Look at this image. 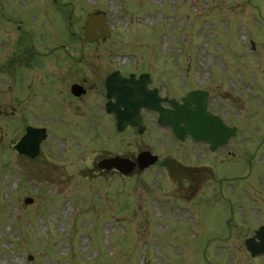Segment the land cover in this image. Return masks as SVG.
Segmentation results:
<instances>
[{
  "label": "rangeland",
  "instance_id": "374dc122",
  "mask_svg": "<svg viewBox=\"0 0 264 264\" xmlns=\"http://www.w3.org/2000/svg\"><path fill=\"white\" fill-rule=\"evenodd\" d=\"M106 4L110 6L108 21L115 33L97 50L86 48L81 61L74 63L65 57L63 63L55 51L47 58L33 57L28 65H15L17 85L22 76L32 80L33 106L36 95L44 96L37 87L40 81L49 89L58 83L48 79V71L61 75L62 84L68 85L75 77H91V64L96 61L106 66L105 71L117 67L122 72H152L160 92L167 96L179 97L191 88L203 87L209 91L210 110L229 115L235 112L230 117L232 122L242 129L249 128L252 97L264 101V0H104L101 7ZM46 18L50 20L45 27L47 34L54 27L52 23H58L64 35L51 41L48 35L39 34L38 46L44 50L46 45L51 47L63 39L77 59L82 51H77L76 40L67 36L68 20L62 23L61 16ZM2 21L0 28L6 32H0V40H10L16 44V52L22 51L17 44L25 43V35ZM84 22V16L72 18L70 28L82 29ZM248 38L255 44L253 50ZM138 54L143 60L139 64L133 59ZM217 86L224 91V102L219 100ZM100 90L94 91L97 103L102 101ZM238 107L242 109L239 116ZM55 109L42 104L38 110L47 115L54 113L43 147L51 145L60 133L75 138L81 133L79 138L82 136L84 142L81 147L68 142L72 146H67L66 164L59 157H50L63 165L47 173L55 164L42 166L44 154L21 163L15 161L6 144L0 145V264H249L237 244L239 237L233 233V238H227L229 229L222 222L224 205L229 208L235 203L231 193L225 194L223 201L195 196L187 204L176 202L178 206H174L180 208L176 212L173 203L170 209L166 203L180 201L186 192L175 171H171L168 181L162 180L163 187L170 189L165 196L157 192L153 182L159 174L156 169L123 182L115 175L93 174L83 167L104 147L116 152L136 150L148 142L146 134L150 131L143 135L132 129L108 132L95 125L83 134L72 126L79 121L84 124L88 118L73 113L77 106L64 110V117ZM36 115H32L34 122ZM89 117L92 123L93 114ZM54 143L57 149L52 146L50 152L56 155L64 144L59 139ZM154 145L165 151L160 142ZM46 149L50 148L44 153ZM41 166L44 173H35ZM225 167L230 172L236 166ZM162 181L157 179L155 183ZM24 198L33 201L25 204Z\"/></svg>",
  "mask_w": 264,
  "mask_h": 264
},
{
  "label": "flooded vegetation",
  "instance_id": "af4514ba",
  "mask_svg": "<svg viewBox=\"0 0 264 264\" xmlns=\"http://www.w3.org/2000/svg\"><path fill=\"white\" fill-rule=\"evenodd\" d=\"M67 2L70 3L69 1ZM65 6V0H0V15L5 19L15 18L17 14L33 18H44L48 16L58 18L63 16ZM71 7L74 8V5H71ZM92 11L94 13L98 10L92 9ZM16 28L22 30V25L20 27L17 26ZM2 62L3 64L0 65V79H3L1 76H4L6 73L9 74V84L7 92L0 90V115L4 114L5 116H9L12 125L15 126L18 111L20 113H22L21 111L26 112L31 106L29 105L26 96L22 99L18 98L17 90L18 88L29 90L31 88V83L29 80H26L28 76H24V81H20L21 84L22 82L24 83L23 87L17 86L15 69L11 68L12 66H15L16 60H2ZM82 82L90 91L94 88H98L100 83L97 81L90 85L88 84L87 79H82ZM85 95L86 93L83 96L74 98V100H77L75 105L78 108H84L94 114L99 108L97 101L94 100V95L87 98H85ZM102 102L103 105L106 104V100H103ZM21 123L23 124L22 126H26L25 119L24 123ZM15 131V128H13L10 139L12 146L17 142ZM252 141H255V144L250 145L249 148L240 147L241 152L238 154V164L235 169L230 172L224 169V160L221 156L224 153L223 149L219 150V155L218 152L214 155V160L211 162L208 160V148L205 150V153L202 152V154L205 155L201 160H198V158L195 157V159L198 160V163L195 162V160L191 161V159H189L188 162H185V165H182L181 162H173L175 166H179V168L183 167V169H185V172L192 183H199L202 185V188L206 189V191L208 190L210 178L220 181L228 174L233 175V178H242L246 174H253L254 178L243 197L239 198L238 195L240 200H238V203L232 210L228 211L229 218L227 221L232 222L231 226L236 228L249 226L245 237L253 236L254 230L259 226H264V139L260 138ZM195 148L194 145L191 150L195 151ZM234 151H236L235 148ZM228 153H231V151L228 150ZM211 167H218L219 170L216 172V170H212ZM246 195H249V197L245 198ZM240 232L242 233V231L239 230V235ZM258 258H264V256Z\"/></svg>",
  "mask_w": 264,
  "mask_h": 264
},
{
  "label": "water",
  "instance_id": "95a60500",
  "mask_svg": "<svg viewBox=\"0 0 264 264\" xmlns=\"http://www.w3.org/2000/svg\"><path fill=\"white\" fill-rule=\"evenodd\" d=\"M90 21H88L89 26ZM147 76L134 80L133 75L129 78H112L108 84V95L115 98V102L109 107L115 114L119 127L125 123L139 120L138 110L141 106L158 109L160 121L171 124L178 134L191 133L196 139L207 140L212 147L225 142L233 130L223 125L213 115L204 111L205 97L200 92H191L184 98V103L179 105L173 100L170 104L173 110L163 108L159 105L160 99L145 87ZM121 107L123 109H121ZM134 118V120H131ZM183 123L180 127L179 123ZM44 130L28 129L27 138L30 139L27 147H32V155L36 153L39 141L44 137Z\"/></svg>",
  "mask_w": 264,
  "mask_h": 264
}]
</instances>
